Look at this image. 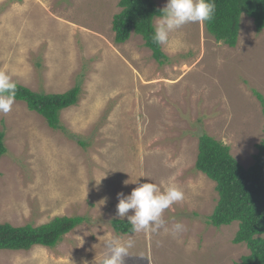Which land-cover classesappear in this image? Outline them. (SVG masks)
I'll return each mask as SVG.
<instances>
[{"label":"rangeland","instance_id":"rangeland-1","mask_svg":"<svg viewBox=\"0 0 264 264\" xmlns=\"http://www.w3.org/2000/svg\"><path fill=\"white\" fill-rule=\"evenodd\" d=\"M119 2L0 0V70L39 93L82 88L78 104L61 112L78 140L23 101L0 112L9 151L0 159V222L86 219L55 248L0 250V264H102L108 237L134 242L122 264H234L250 252L233 241L238 221L208 224L218 192L195 162L208 134L244 167L254 164L264 139L253 92L264 96V29L243 15L230 47L204 23L186 24L162 45L170 61L161 65L142 36L115 42ZM156 2L164 8L167 0ZM150 181L173 183L185 197L165 210L157 231L117 233L110 222L119 218L118 194ZM175 224L183 229L174 233Z\"/></svg>","mask_w":264,"mask_h":264},{"label":"trees","instance_id":"trees-1","mask_svg":"<svg viewBox=\"0 0 264 264\" xmlns=\"http://www.w3.org/2000/svg\"><path fill=\"white\" fill-rule=\"evenodd\" d=\"M215 4V14L210 21L204 22V26L216 41L235 47L243 15L253 19L258 32L264 29V0H215ZM119 6L121 11L113 18L115 42L122 44L133 34L140 35L158 63L169 62L162 45L152 40L155 20L163 9L156 0H120ZM16 85V100L25 102L30 110L43 116L52 129L78 140V136L70 133L63 124L61 112L78 104L82 94L80 85L63 93H39L25 85ZM253 92L261 102L264 114V96L256 90ZM78 142L82 147L85 145L84 141ZM256 147L254 164L244 167L231 153L229 145L203 134L195 162V168L216 183L218 192V201L208 217V224L220 227L238 221L239 229L233 241L246 243L250 249L249 254L234 264H264V139ZM8 152L0 125V159ZM85 220L84 216L74 215L56 216L38 226L0 222V250H30L37 245L55 248L66 234ZM110 223L117 233L132 234L127 219L113 218Z\"/></svg>","mask_w":264,"mask_h":264},{"label":"clouds","instance_id":"clouds-1","mask_svg":"<svg viewBox=\"0 0 264 264\" xmlns=\"http://www.w3.org/2000/svg\"><path fill=\"white\" fill-rule=\"evenodd\" d=\"M215 10V0H167L166 6L160 11L161 15L155 25L152 40L158 45L167 44L171 33L189 23L210 21ZM16 90L17 85L12 76L0 70V112L7 114L11 110ZM184 197V191L173 183L163 187L151 181L138 184L129 195L118 194L117 216L121 219L127 218L133 234L157 231L165 226L163 219L165 210ZM182 229L181 224L173 226L174 233ZM133 246L134 242L131 239L122 241L119 237H108L105 244L107 252L102 264H122V258ZM85 264L88 262L85 261ZM93 264H96V260Z\"/></svg>","mask_w":264,"mask_h":264}]
</instances>
